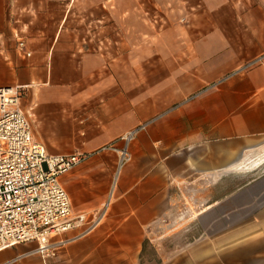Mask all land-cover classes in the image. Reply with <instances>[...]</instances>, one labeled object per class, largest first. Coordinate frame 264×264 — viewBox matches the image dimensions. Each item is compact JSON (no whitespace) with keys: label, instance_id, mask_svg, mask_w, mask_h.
<instances>
[{"label":"crops","instance_id":"crops-1","mask_svg":"<svg viewBox=\"0 0 264 264\" xmlns=\"http://www.w3.org/2000/svg\"><path fill=\"white\" fill-rule=\"evenodd\" d=\"M52 7L68 14L64 0H0V86H21L19 106L23 91L41 102L115 69L114 24L43 20ZM187 11L191 21L161 24L154 36L163 62L154 101L131 105L124 88L111 105H50L58 120L35 132L20 106L49 154H87L59 182L73 214L102 216L90 232L84 223L50 237L62 241L54 255L27 241L1 248L0 264H264V182L244 206L222 181L264 139V0H192ZM132 130L128 161L99 150ZM255 170L250 163L246 172ZM187 190H203L195 215Z\"/></svg>","mask_w":264,"mask_h":264},{"label":"rangeland","instance_id":"rangeland-1","mask_svg":"<svg viewBox=\"0 0 264 264\" xmlns=\"http://www.w3.org/2000/svg\"><path fill=\"white\" fill-rule=\"evenodd\" d=\"M64 1L66 9L68 8L67 15L65 10L61 12L52 7V12L42 16L43 20L58 21L67 16L66 21H107L114 24V42L109 45V50L114 55L110 57V64L115 62V69L111 75L100 76L96 86L72 88L67 94L62 93L59 88L54 89L46 93L44 101L41 102L36 100L35 103H30L31 96L23 91L20 106L29 117L33 131L43 130L49 120H58L55 118L57 111L50 110V105H111L113 101L122 98L124 88L130 93L131 105H138L139 101H145V98L154 101L157 94L154 91L156 70H160L163 64L161 56L157 55L160 53V47L155 45L154 36L162 31L161 24L165 27L171 22L186 24L191 21L192 14H188L187 8L188 2L192 4V0ZM124 37L125 46L122 44ZM16 42L18 44V41ZM102 47L105 50L100 47V52H106L107 47ZM123 53L130 55V74L126 72L125 76L123 66L126 69L127 61L121 60ZM42 105H46L45 108ZM49 115H54L53 119H49ZM48 144L56 147L59 145L57 142ZM249 161L256 169L253 174L246 172L250 167ZM240 171L242 172L227 175L222 181L228 198L234 200L237 197L239 203L248 206L257 192L253 183L264 182V139H261L256 154L242 164ZM202 193L203 190L185 191L187 197L183 200L186 205L191 206L190 212L193 215L202 208ZM186 223V219L180 220L172 228L174 231L180 230Z\"/></svg>","mask_w":264,"mask_h":264},{"label":"built area","instance_id":"built-area-1","mask_svg":"<svg viewBox=\"0 0 264 264\" xmlns=\"http://www.w3.org/2000/svg\"><path fill=\"white\" fill-rule=\"evenodd\" d=\"M18 47L24 48L19 38ZM21 86H0V249L27 241L38 243L43 257L54 255L62 243L50 237L88 223L85 232L99 224L102 213L88 220L73 214L70 199L59 176L87 157L85 153L49 154L32 137L29 121L20 109ZM135 130L121 135L99 150H115L120 164L129 160L126 144ZM116 141H121L118 145Z\"/></svg>","mask_w":264,"mask_h":264}]
</instances>
